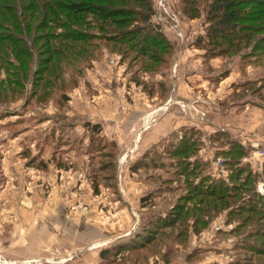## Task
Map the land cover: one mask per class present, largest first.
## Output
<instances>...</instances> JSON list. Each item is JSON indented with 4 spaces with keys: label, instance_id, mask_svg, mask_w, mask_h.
I'll return each instance as SVG.
<instances>
[{
    "label": "rangeland",
    "instance_id": "rangeland-1",
    "mask_svg": "<svg viewBox=\"0 0 264 264\" xmlns=\"http://www.w3.org/2000/svg\"><path fill=\"white\" fill-rule=\"evenodd\" d=\"M205 4L197 1L200 15L189 18L182 0H152L151 23L173 44L166 65L140 70L133 54L118 43L92 37L84 42H91L88 57L78 48L77 57L61 61L63 75L53 79L58 86L43 100L38 97L48 82L41 77L48 80L50 74L28 75L22 91L9 95L16 88L7 83L13 65L1 58L0 81H7L0 85V264H264V216L238 206L239 195L199 232L191 229L194 221L189 216L194 213L189 212L191 228L185 236L178 227L130 236L141 232L143 222L158 211L167 214L166 208L182 191L178 179L169 177L172 168L165 158L170 155L163 145L173 132L181 138L183 127L199 132V146L189 155L190 162L210 159L208 169L213 170L219 158L223 165L216 151L225 146L211 139L223 132L247 148L241 163L261 164L257 182H264V155L257 154L264 150V56L255 59L251 54L257 52L255 46H245L214 56L218 59L210 63L211 58L204 57L208 48L195 43L209 24L202 10ZM251 6H246L249 15L255 13ZM246 18L251 26L258 25L256 16ZM55 19L54 26L38 32L62 33ZM96 22L80 28L99 33L91 27ZM11 23L9 29L0 28V37H17ZM60 40L42 38L36 46ZM215 42V51L224 46ZM184 51L188 62L177 63ZM35 53L31 69L39 64ZM137 108H143L144 118L122 134L120 123ZM171 114L177 118L173 129L145 144L150 134L156 135L153 126L166 127ZM85 122L97 123L99 129L92 133ZM138 161L141 164L134 166ZM245 172L236 184L242 183ZM169 178L171 182L164 183ZM170 187L176 188L174 192L168 191ZM150 193V198L142 199ZM246 195L244 190L240 197ZM101 250L108 253L102 255Z\"/></svg>",
    "mask_w": 264,
    "mask_h": 264
},
{
    "label": "trees",
    "instance_id": "trees-1",
    "mask_svg": "<svg viewBox=\"0 0 264 264\" xmlns=\"http://www.w3.org/2000/svg\"><path fill=\"white\" fill-rule=\"evenodd\" d=\"M197 1L199 0H182L184 3L182 11L189 18H195L200 15L198 11L200 7L197 5ZM205 1V7L202 10L209 24L206 27L205 34L198 36L195 42L201 47L208 48L204 53V57L208 56L209 59L214 56L222 57L229 49H239L245 46H255L253 48H256L257 52H251L253 55L256 54L254 56L255 59L261 58L262 55L264 56V0ZM249 4L252 5L254 14L249 15L246 12V6ZM6 12H8V18L6 17ZM151 13L152 0H0V28L9 29V25L13 22L12 28L17 33L16 38L12 36L0 37V60L4 57L5 60L9 61V64L13 65V68L7 74L11 78L7 83L9 86V82H11L16 88L15 90H10L8 92L9 95L10 93L19 94L22 91L23 87H25L24 79L28 75H39V73L44 75V73H47L53 75V78L51 80L50 75L48 80L41 77L48 83H45L44 86L42 85L40 90L42 94L38 99L43 100L48 97L51 90L58 86L56 82H53V79L63 75L65 68L60 66L61 61L67 58V62H70L73 57H77L78 48L83 49V54L88 57L90 54L88 53V48L92 47L90 46L91 42L87 43L88 45L84 42L85 40L88 42L89 38L92 37L113 44L118 43L119 48H123L133 54L134 65H139L140 70L158 69L157 64L166 65L171 60L173 44L163 35L157 25L151 23ZM254 16H256L255 20L258 22L257 26H251L246 21V17ZM36 17L38 20L31 28L32 19L35 20L37 19ZM54 18L59 23L55 26L63 29L62 33L38 32L39 29L54 26L53 23L51 24ZM91 21H97L91 27H94L93 29L99 31V33L88 32V29L80 28L81 25L91 23ZM240 21L245 22H241L239 25ZM236 26L244 30L240 31ZM25 33L27 35H24ZM47 37L52 39L61 37V40L56 42V46L54 44H45L46 46L44 47L45 42L36 46L37 41ZM215 41H221L224 46H219L215 51ZM72 42L77 43V45ZM126 43L131 45L129 49L125 48L124 45ZM256 45L263 48L256 47ZM51 47L62 49H53ZM35 50L38 54L35 53ZM34 53L39 64L31 69L29 65L34 59ZM12 60H15V63H12ZM4 80L7 81V79H1L0 85L3 84ZM35 92L36 89H32L30 92L31 96H34ZM62 98L67 100L65 94ZM84 125L92 133L94 130L99 129L97 123L88 126L90 123L85 122ZM185 131L189 134L185 133ZM180 133H182L181 138H178L179 134L173 132L164 142L163 148L170 155L169 160L165 158L168 161V166L170 165L169 168H172V174L169 177L178 179L182 191L166 208L169 210L167 214L158 211V215H152L148 221L143 222L144 227L140 230L141 232L136 231L130 236L138 238L141 233L147 234L150 230H156V228L165 229L171 227H178L181 232L185 233V236L188 229L191 228L187 220L189 212L194 213L193 216H189L194 221L191 220L193 222L191 229L199 232L216 211L226 208L225 205L229 204L237 195L241 198L238 206L242 205L244 208L247 206L252 209L251 211L264 216V202L262 201L264 197L255 190L256 182L259 180L260 175L256 172L257 169H253L255 167L251 162L241 163V159L248 151L247 148L240 146L234 140H229L227 134L223 132L214 133L211 136L212 141H218L220 147H226L218 149L216 155L222 157L224 169L230 170L226 174L232 182L230 183L229 180L227 182L221 177H212L207 172L209 162L200 158H196L191 162L188 160L189 155L196 152L197 146H199V132L193 129L186 130V127H183L180 129ZM142 160L140 159V161ZM140 161L134 163V166L136 164L140 165ZM164 163L163 161L161 162V164ZM238 163L240 165L232 170L229 169ZM244 170L246 172L245 177L241 179L242 183L236 184L235 182L239 178L238 175ZM165 182L170 183L171 179H164ZM173 188H168V191L174 192L176 188ZM244 190L247 191V195L240 197ZM150 197L151 193L146 195V197H142V199L147 200ZM143 204H148V201L143 202ZM236 211L238 212V209ZM161 232V235H167L164 231ZM173 237H175L174 239L179 238L177 233ZM183 239L185 240V238ZM145 244H150V242ZM158 249L156 250L157 252H159ZM103 251L101 250L100 254L106 255L108 253Z\"/></svg>",
    "mask_w": 264,
    "mask_h": 264
},
{
    "label": "crops",
    "instance_id": "crops-1",
    "mask_svg": "<svg viewBox=\"0 0 264 264\" xmlns=\"http://www.w3.org/2000/svg\"><path fill=\"white\" fill-rule=\"evenodd\" d=\"M188 57H189V55L186 57V55H185V51L184 52H182L181 53V55H180V57H179V60L177 61V63H181V62H184V60L186 59V61H185V63H187L188 62ZM214 59H218L217 57L216 58H213V57H211V59H210V63H214ZM203 60V59H202ZM178 86V83L176 84V87ZM230 92V91H229ZM228 92V90L226 91V92H223V93H225V94H227V93H229ZM224 94V95H225ZM143 96V95H142ZM144 96H145V94H144ZM230 96V95H229ZM147 97L145 96V99H146ZM177 98V97H176ZM178 99H180L179 97H178ZM171 100V99H170ZM170 100L168 101V102H170ZM182 100V99H181ZM144 110H143V108H141V110L139 109V108H137V109H132V110H130V112L128 111L127 113H126V117H124L123 118V121L120 123V129H121V132H122V134H124V132H127V131H129L130 129H132V128H134V127H136V126H138L139 125V123H140V121H141V119H143L144 117H143V115H142V112H143ZM256 114L257 113H260V111L258 110L257 112H255ZM254 113V114H255ZM255 116V119H254V121H256V118H257V116L256 115H254ZM141 118V119H140ZM171 118L172 119H169V120H166L167 121V125H166V127H163V126H161V127H158L157 126V124L156 125H154L153 126V128H152V133H154V132H156V135H154V136H152L150 133V135H149V137H148V140L147 141H145V144L147 143V142H149V143H153L154 141H156V140H158V138H161V137H164V136H166V133L168 134V132L170 131V130H172L173 128V125H174V123L175 122H177V118L176 117H174V115L173 114H171ZM179 121V120H178ZM179 125H181V123L179 124ZM179 127V126H178ZM117 140V139H116ZM121 143H119V145H120ZM142 145H144V144H142ZM140 147H141V145H139ZM138 146V147H139ZM10 153H12V152H10ZM13 154V153H12ZM9 156H11L10 154H8ZM201 159H203V157L201 158ZM210 160V159H209ZM209 160L207 161V160H205V159H203V161H207V162H209ZM211 161V160H210ZM207 172L210 174H212L211 176L212 177H221V178H223V179H225L227 182H228V180H229V178H228V176L226 175L227 173H226V171H225V169H224V167H223V165H222V167H221V170H215V169H208L207 170Z\"/></svg>",
    "mask_w": 264,
    "mask_h": 264
},
{
    "label": "built area",
    "instance_id": "built-area-1",
    "mask_svg": "<svg viewBox=\"0 0 264 264\" xmlns=\"http://www.w3.org/2000/svg\"><path fill=\"white\" fill-rule=\"evenodd\" d=\"M257 154H259V155H264V150H259V153L257 152ZM256 155V154H255ZM257 157V156H256ZM247 161H250V160H247ZM254 165V164H253ZM255 167H256V169H257V171H259V170H261V164H255L254 165ZM221 167H222V161H221V159H219V158H217L215 161H214V168L216 169V170H221ZM256 190H257V192L258 193H260V194H262V195H264V182H262V181H259V182H257L256 183Z\"/></svg>",
    "mask_w": 264,
    "mask_h": 264
}]
</instances>
